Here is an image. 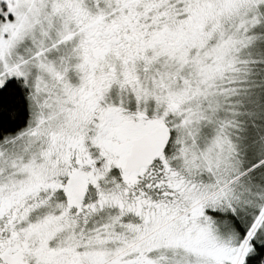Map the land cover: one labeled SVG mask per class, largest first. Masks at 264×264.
Wrapping results in <instances>:
<instances>
[{"label":"snow or ice","instance_id":"snow-or-ice-1","mask_svg":"<svg viewBox=\"0 0 264 264\" xmlns=\"http://www.w3.org/2000/svg\"><path fill=\"white\" fill-rule=\"evenodd\" d=\"M0 264H264V0H0Z\"/></svg>","mask_w":264,"mask_h":264}]
</instances>
